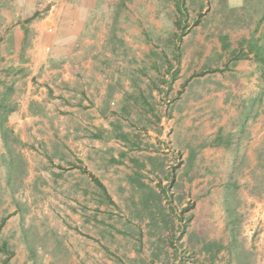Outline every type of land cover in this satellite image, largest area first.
<instances>
[{"label": "rangeland", "instance_id": "1", "mask_svg": "<svg viewBox=\"0 0 264 264\" xmlns=\"http://www.w3.org/2000/svg\"><path fill=\"white\" fill-rule=\"evenodd\" d=\"M54 2L0 0V264H264V21L84 0L72 73L27 78Z\"/></svg>", "mask_w": 264, "mask_h": 264}, {"label": "crops", "instance_id": "2", "mask_svg": "<svg viewBox=\"0 0 264 264\" xmlns=\"http://www.w3.org/2000/svg\"><path fill=\"white\" fill-rule=\"evenodd\" d=\"M54 3L55 5L46 16L40 14V17H36L29 26H24L35 33L33 44L25 49L24 59L28 61L24 66L29 68L27 78L35 77L37 80L39 75L42 78H48L51 75L60 77V73L65 77L69 76L72 69L68 71V60L62 57L61 53L67 49L72 50L71 47L77 44L78 38L82 39L89 33L91 17L85 13L84 0H59L58 2L55 0ZM226 5L229 9L241 8L242 13L254 17L255 28L264 21V0H226ZM20 17L25 18L22 14ZM18 26L21 28L20 24ZM0 29L2 31V25ZM84 40L87 43V39ZM73 46L76 47V45ZM17 49L21 50L20 45ZM19 64L22 65L21 62H16V65ZM42 78L40 82H43Z\"/></svg>", "mask_w": 264, "mask_h": 264}]
</instances>
